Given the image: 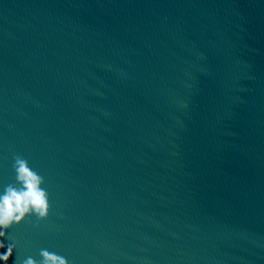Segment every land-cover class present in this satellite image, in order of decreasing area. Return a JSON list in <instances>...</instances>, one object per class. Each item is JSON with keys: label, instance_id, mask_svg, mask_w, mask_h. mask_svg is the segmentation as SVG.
<instances>
[{"label": "water", "instance_id": "obj_1", "mask_svg": "<svg viewBox=\"0 0 264 264\" xmlns=\"http://www.w3.org/2000/svg\"><path fill=\"white\" fill-rule=\"evenodd\" d=\"M16 156L7 264H264V0H0V193Z\"/></svg>", "mask_w": 264, "mask_h": 264}, {"label": "clouds", "instance_id": "obj_2", "mask_svg": "<svg viewBox=\"0 0 264 264\" xmlns=\"http://www.w3.org/2000/svg\"><path fill=\"white\" fill-rule=\"evenodd\" d=\"M13 169L15 172V184L6 186L0 193V260L7 264L13 255L14 245H5L7 229L23 222L27 216L35 214L40 218H46L50 213V201L47 191L42 187L44 178L35 172L29 162L20 157L14 158ZM41 261L28 258L24 264H67V261L46 249H41Z\"/></svg>", "mask_w": 264, "mask_h": 264}]
</instances>
